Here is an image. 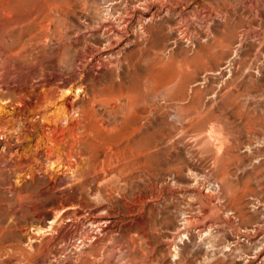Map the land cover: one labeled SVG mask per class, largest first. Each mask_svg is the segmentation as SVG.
<instances>
[{
    "label": "rangeland",
    "instance_id": "rangeland-1",
    "mask_svg": "<svg viewBox=\"0 0 264 264\" xmlns=\"http://www.w3.org/2000/svg\"><path fill=\"white\" fill-rule=\"evenodd\" d=\"M60 3L48 42L56 60L82 67L101 54L120 78L131 63L145 67L151 41L155 60L168 65L174 82L155 93L169 115L157 126L167 162L151 187L56 193L9 187L8 162L0 167V264H264V0ZM33 17L22 25L38 36ZM12 39L5 33L3 45ZM45 58L42 67L51 65ZM88 66L98 82L110 73Z\"/></svg>",
    "mask_w": 264,
    "mask_h": 264
},
{
    "label": "bare ground",
    "instance_id": "bare-ground-1",
    "mask_svg": "<svg viewBox=\"0 0 264 264\" xmlns=\"http://www.w3.org/2000/svg\"><path fill=\"white\" fill-rule=\"evenodd\" d=\"M62 9L60 0H0V146L6 148L0 149V167H13L9 187H151L157 167L167 162L158 147L167 141L159 142L157 126H166L169 115L157 108L156 88L160 82L167 90L175 77L155 60L151 41L145 67L131 63L120 78L114 60L101 54H88L82 67L56 60L48 42ZM31 16L38 36L22 25ZM15 23L19 29L13 32L9 26ZM7 32L15 40L8 48ZM24 35L28 43H17ZM47 56L51 65L42 67ZM90 64L108 66L103 82L89 72ZM215 133L213 128L209 136Z\"/></svg>",
    "mask_w": 264,
    "mask_h": 264
}]
</instances>
